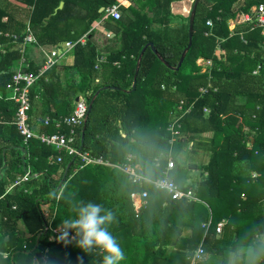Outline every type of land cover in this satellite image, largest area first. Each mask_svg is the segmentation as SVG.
Segmentation results:
<instances>
[{"label": "trees", "instance_id": "obj_1", "mask_svg": "<svg viewBox=\"0 0 264 264\" xmlns=\"http://www.w3.org/2000/svg\"><path fill=\"white\" fill-rule=\"evenodd\" d=\"M172 1L164 0V5L168 8ZM60 2L63 7L56 11ZM117 3L89 0L92 14L74 15L76 0H0V264H103L99 249L84 252L77 247L74 230L54 241L51 230L60 227L70 204L79 201L99 204L114 214L108 228L124 253L119 264H190L200 246L206 259L199 264H216L215 257L224 258L226 250L247 233L264 232V62L261 31L254 26L252 13L264 0H200L192 45L180 68L170 70L147 48L134 89L143 48L153 43L168 65L176 67L187 45L188 23L183 37L173 42L152 30L146 16L126 22L121 12L115 21L121 29L119 48L105 53L97 66L101 55L92 36L89 33L79 43L76 27L84 26L85 34L93 21ZM101 8L104 12L99 13ZM241 15L250 20L230 30L229 21ZM27 27L39 45L75 43L72 55L79 75L77 84L63 88L55 65L37 80L30 90L31 130L38 135L67 134L69 128H56L55 121L72 114L79 92L88 104L99 92L88 113L83 146L84 124L75 129L73 146L116 164L131 154L137 171L151 181L163 177L171 157L174 167L168 170V178L180 190H190L196 200H173L151 183H134L111 166L80 169V159L65 151L57 163L54 148L37 138L23 141L12 124L17 104L8 97L6 87L19 69L35 75L44 63L21 67ZM200 58L210 61L205 72L197 65ZM181 101L184 110L192 108L182 116L176 128L179 136L170 144L171 114ZM59 104L63 109L57 108ZM37 111L42 112L37 116L41 117L38 132L32 123V112ZM196 155L205 160L192 180L189 161ZM26 172L27 180L14 186ZM253 173L257 176L252 177ZM143 192L144 204L136 208L131 194ZM221 221L224 225L217 233ZM5 235L9 236L6 242Z\"/></svg>", "mask_w": 264, "mask_h": 264}, {"label": "built area", "instance_id": "obj_2", "mask_svg": "<svg viewBox=\"0 0 264 264\" xmlns=\"http://www.w3.org/2000/svg\"><path fill=\"white\" fill-rule=\"evenodd\" d=\"M120 4L121 2L118 1L117 4H114L108 9H106L105 11L106 16L114 20H119L121 17V13L119 10ZM252 13L255 18L254 26L259 28L261 31L262 50H263L262 60L264 62V3H261L258 6L254 7L252 9ZM246 19L247 21H249L250 16L246 15ZM206 24L208 26H212L211 21H207ZM6 36L8 35L6 34ZM12 37L14 38V40H16L15 36ZM78 42L83 44L85 42V38L79 39ZM25 44H34V45L36 44V40L31 34L29 27H27V35L23 39V46ZM74 45L75 43L67 42L64 44V47L66 49H71ZM21 52H23V49ZM104 56H105L104 54H101V56L97 58V66L98 64L104 61L105 58ZM60 57H61L60 47L57 46L53 47L48 53H46L44 58V63L41 69L38 70V72L35 75H32L25 70L19 69L13 74L11 83H9L6 87V92L8 94V97L11 98L17 104V111L15 114V119L12 124L15 125L18 133L23 137L24 139L23 141L26 143L31 138H37L41 143L45 144L46 146L54 148L56 151H58L59 154L56 158L57 163H61L62 157L60 154L62 153V151H65L66 154L73 157H78L80 159V165L78 167L80 169L90 165L111 166L120 170L134 183H143V182L151 183L156 189L165 191L167 194H169L173 200H180V199L196 200L197 198L194 197L193 193L190 190L187 191L180 190L179 187L175 184V182L168 178L167 175L168 170L174 167V162L171 157H168L167 166L163 174V177L151 181L137 171V169L133 165L132 162L133 157L131 154H128L126 156L125 162L116 164V163H111L108 159L102 156H91L88 153H82L80 148L74 147L73 144H75V129L84 124V121L88 114V103L84 97H79V99L74 103L73 112L70 116L63 117L55 121L56 128H59L62 125L67 126L69 128V132L67 134L56 133V134L38 135L31 130L29 123V114H28L31 107L30 90L35 85L37 80L47 70L51 69L52 67L58 64ZM22 62H24L23 59ZM258 70H259V66L253 72V74H257ZM201 92L204 93L205 90H201ZM191 108L192 107L189 106L184 110L183 102L181 101L179 105L176 107V109L172 112L171 114L172 122L168 127V130L171 133V139L169 141L170 144H172L175 138L179 136V132L176 129L180 127L179 121L181 120L182 116L185 113H188L190 111ZM204 112L207 114L209 111L207 109H204ZM48 121L49 120L47 119L45 123L47 124ZM157 160L158 159H155V161ZM49 162H53V160L50 159ZM28 176L29 173L26 172L25 175L18 178L14 186L19 185L22 182H25ZM256 176L257 175L255 173L252 174V177H256ZM138 197L141 199V204H140L141 207L144 204V198H146V192L131 194V198L133 200H135ZM136 208H139V206ZM223 225H224L223 221L217 224L216 227L217 233L221 232ZM203 227L207 228L208 225H204ZM47 229L48 228H46V230ZM51 231L55 234L54 241H59L63 229L61 227H58L56 229H52ZM205 259L206 256L204 250L202 246H200L194 252L190 264H199ZM46 260H47L46 251H44L42 254V262L45 263ZM34 262L37 263L36 258H34Z\"/></svg>", "mask_w": 264, "mask_h": 264}, {"label": "crops", "instance_id": "obj_3", "mask_svg": "<svg viewBox=\"0 0 264 264\" xmlns=\"http://www.w3.org/2000/svg\"><path fill=\"white\" fill-rule=\"evenodd\" d=\"M85 1L86 0H76L77 5L74 6V10H73L74 15L92 14L91 11L92 5L89 6V0L88 3H85ZM118 1L121 2L119 10L120 13L122 12L123 18L126 22L133 21L136 19L138 20L141 16H146V18L149 19V21L151 22L150 28L152 30L161 32L163 39L165 40L167 39V41L174 42L180 40L183 37L184 29L186 23H188L189 21V14L194 0H174L169 4L168 8L164 5V0H160V1L159 0H118ZM81 4L86 5L85 6L86 8H80ZM101 9L99 10V13L104 12V8L103 11ZM129 9L134 10L136 14L130 12ZM115 21L117 20L107 17L105 14H103V16L100 19L93 21L91 28L85 34L82 33L84 31L83 29L84 26L82 25L77 26L76 30L80 34L79 37L81 38L86 37L90 33V36H92V40L96 47V51L98 55L105 53L107 54L110 53L111 51H116L120 45L119 43H120L121 34L119 30L121 29L116 27ZM244 22H247L246 15H241L236 20L229 21V29L232 30L237 24H242ZM31 34L33 35L32 32ZM53 47L55 46L39 45L37 42L35 45L25 44L23 46V40H22V45L20 49V52L23 49V52H21L23 56L20 59L21 67H23V65L27 66L28 63H33L35 66L41 65L44 62L46 53H48ZM60 55L61 57L58 61L56 68V75H55L56 78L59 80L63 88H65L70 83L77 84L79 82V75L77 73V68L74 65L75 59L72 55V48L66 49L63 44L60 47ZM22 59L24 60V62H22ZM197 65H199L202 68L201 72H205L206 69L210 66V61L200 58L197 60ZM96 81L98 82V79ZM57 108L63 109V106L59 104L57 105ZM40 114L42 115L41 111L32 112V123H33V128L36 132L39 131L38 125L40 123L41 117H37V116H41ZM198 156L199 155L191 157L189 161L190 166L188 171V177L192 180H194L199 176L197 165L194 164L195 159ZM19 229H21L22 232H24L23 223H19ZM188 232L189 231H186V233ZM8 239L9 236L5 235L3 241L6 242ZM215 262L216 264H222L223 257L221 256L215 257Z\"/></svg>", "mask_w": 264, "mask_h": 264}, {"label": "clouds", "instance_id": "obj_4", "mask_svg": "<svg viewBox=\"0 0 264 264\" xmlns=\"http://www.w3.org/2000/svg\"><path fill=\"white\" fill-rule=\"evenodd\" d=\"M104 213L103 215L101 213ZM114 220L111 211H105L101 205L83 201L71 203L69 215L62 220L61 239L75 231L77 247L84 252L99 249L103 254V264H119L124 253L108 225ZM223 264H264V232L254 229L247 233L234 246H230L224 255Z\"/></svg>", "mask_w": 264, "mask_h": 264}, {"label": "water", "instance_id": "obj_5", "mask_svg": "<svg viewBox=\"0 0 264 264\" xmlns=\"http://www.w3.org/2000/svg\"><path fill=\"white\" fill-rule=\"evenodd\" d=\"M200 0H194L193 1V5H192V8H191V11H190V14H189V21H188V39H187V45L186 47L184 48V50L182 51L181 55H180V58H179V61L176 65V67H172V66H169L168 63L161 57V55L158 54L156 48L154 47L153 43H148L144 48L143 50L141 51L139 57H138V60H137V63H136V72H135V76H134V79H133V84H132V89L135 88V84H136V76H137V72H138V69H139V65H140V61H141V58H142V55L144 53V51L147 49V48H150L154 53L155 55L157 56V58L165 65L167 66L170 70H178L181 66V64L183 63L184 61V58L188 52V50L190 49L191 45H192V39H193V25H194V16H195V11H196V8H197V5L199 4ZM63 7V2H60L58 8L56 9L57 10H60L61 8ZM103 11V8L101 9ZM107 87H104L102 88L101 90H105ZM99 92H97L94 97L90 100L89 104H88V113L89 111L91 110L92 108V105L94 103V100L95 98L97 97ZM80 97H84L83 94H78L77 97H76V101L78 100V98ZM87 117H88V114H87ZM87 117L84 121V126L82 128V133H81V147L83 146V142H84V132H85V129H86V122H87ZM23 159V157H22ZM71 167V163H69L65 170H64V175H63V179L66 177L69 169ZM24 171L26 170V168L24 167L23 168ZM61 184H59V186L57 187V191H59L61 189ZM139 203V207H140V204H141V199L138 197L134 200V205L137 206L136 204ZM39 239V238H38ZM38 242V241H37ZM37 246V245H36ZM35 246V248H36Z\"/></svg>", "mask_w": 264, "mask_h": 264}, {"label": "rangeland", "instance_id": "obj_6", "mask_svg": "<svg viewBox=\"0 0 264 264\" xmlns=\"http://www.w3.org/2000/svg\"><path fill=\"white\" fill-rule=\"evenodd\" d=\"M205 160V156H202V155H199L196 159H195V162L194 164H196L197 166ZM195 165V166H196ZM137 206H139V203L136 204Z\"/></svg>", "mask_w": 264, "mask_h": 264}]
</instances>
